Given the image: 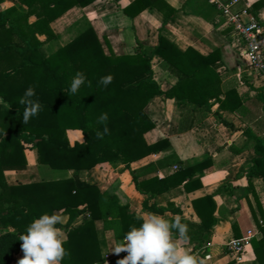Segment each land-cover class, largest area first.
I'll list each match as a JSON object with an SVG mask.
<instances>
[{
    "label": "trees",
    "instance_id": "1",
    "mask_svg": "<svg viewBox=\"0 0 264 264\" xmlns=\"http://www.w3.org/2000/svg\"><path fill=\"white\" fill-rule=\"evenodd\" d=\"M95 1L12 0L11 5L0 9V264H10L21 251L19 237L33 220L53 212L67 216L64 225H56L66 228L64 247L70 253L61 264H103L105 257L95 220L112 228L118 243L131 226L139 227L142 221L115 194L101 191L97 183L83 181L80 171L105 162L129 166L167 148L166 138L154 142L145 138V133L155 125L147 112V105L155 96L177 98L183 109L199 111L202 117L211 110L212 98L222 104L223 100L210 87L216 75L211 66L220 58L218 48L207 54L192 47L181 50L160 33L151 51L137 42L134 53H107L94 28L88 26L52 52L42 49L44 42L54 37L50 26L53 20L75 5L88 6ZM263 5L264 0H255L250 11ZM147 7H155L167 18L174 11L165 0H133L122 10L133 18ZM32 15L36 18L29 21ZM40 34H45V38L40 39ZM154 56L164 60L177 77L168 90L163 91L153 78ZM77 72L84 73L86 81L77 93L71 94L70 84ZM109 74L114 79L105 88L98 81ZM30 86L35 89L32 99L39 101L42 110L24 124L25 106L19 104V99ZM102 113L108 114L106 126L110 134L97 139L96 132L103 131L105 126L97 123ZM71 128L81 130L82 141L70 144L67 130ZM256 140L259 141L257 137ZM27 144L35 149L38 164L74 172L71 176L9 182L7 171L27 167ZM256 150L259 157L254 159L247 178L256 176L264 180V143H256ZM205 166L202 161L182 167L165 180L139 182L135 177L133 181L136 187L156 186L152 193L155 195L182 183L186 188L196 181L195 185H199L193 174ZM256 201L261 218L251 209L260 235L250 241L255 256L251 264H264V214L259 200ZM143 204L152 209L146 199ZM192 207L199 221L181 223L188 226L186 243L192 244L193 249L202 248L210 241L217 224L213 215L216 204L213 196L206 194L194 198ZM83 213L88 216L82 223L69 227ZM232 230L235 237L240 236L236 222L232 223ZM173 237L180 239L175 230Z\"/></svg>",
    "mask_w": 264,
    "mask_h": 264
},
{
    "label": "crops",
    "instance_id": "2",
    "mask_svg": "<svg viewBox=\"0 0 264 264\" xmlns=\"http://www.w3.org/2000/svg\"><path fill=\"white\" fill-rule=\"evenodd\" d=\"M132 1L96 0L88 6H73L50 23L54 37L44 42L42 49H46V53L52 52L88 26L94 28L107 53H134L137 42L151 51L160 33L181 50L192 47L207 54L218 48L220 58L211 66L216 75L210 87L223 101L220 105L212 98L211 110L202 117L203 113L199 111L192 113L188 108L183 109L177 98L155 96L147 105V112L155 125L145 133V138L148 142L166 138L168 147L135 160L129 166H111L105 162L80 171L79 176L83 181L97 183L101 191L115 194L118 201L127 204L133 213H155L169 221L180 217L181 220L198 222L192 200L212 195L217 224L206 246L193 249L192 244L173 238L204 264H232L225 244L233 238L246 236L248 230H252L253 237L260 235L251 209L260 217L256 199L264 214V180L256 176L251 180L247 178L254 159L259 157L256 143H264V76L249 68L242 53L243 44L231 36L227 16L207 0H165L174 9L168 18L155 7H147L131 18L122 9ZM253 1L239 0L232 9L247 7L250 10ZM12 3V0H2L0 9ZM252 12L264 31V5ZM35 18L30 16L29 21ZM38 37L44 39L45 34ZM152 70L153 78L163 91L177 81L167 63L158 56L152 59ZM67 137L70 144L83 140L80 129H68ZM25 155L27 167L7 171L9 182L58 178L71 176L74 172L38 164L31 144L26 145ZM202 161L206 166L193 174L199 185H195L196 181L186 188L182 183L154 195L156 186L136 187L133 181L135 177L139 182L152 178L165 180L178 169ZM145 199L152 209L145 207ZM87 216V213L76 216L69 227L81 224ZM66 220L67 216H63L62 225ZM233 222L238 225L239 237L234 236ZM95 227L105 257L103 264H117L127 253L117 255L112 251L118 244L114 230L106 228L102 220H95ZM58 228L66 236V228ZM22 257L21 250L10 264H18ZM254 258L250 243L239 264H251Z\"/></svg>",
    "mask_w": 264,
    "mask_h": 264
},
{
    "label": "clouds",
    "instance_id": "3",
    "mask_svg": "<svg viewBox=\"0 0 264 264\" xmlns=\"http://www.w3.org/2000/svg\"><path fill=\"white\" fill-rule=\"evenodd\" d=\"M113 79L114 77L109 74L101 77L98 83L106 88ZM85 81L84 73L77 72L72 78L69 92L77 93ZM34 96L35 89L30 86L19 99V104L25 106L22 113L24 124L42 110L39 101L32 99ZM107 121V113H102L97 118L98 124L105 125L103 131L96 132L97 139H103L105 135L110 134L106 126ZM137 219L142 221L140 226H131L124 239L112 250L117 255L127 253L117 264H204L203 260L198 262L196 256L182 248L173 238L175 230L181 240L185 243L188 240V226L181 223L180 217L169 221L155 213H143L138 214ZM62 223L63 217L57 212L45 213L33 220L28 225L26 233L19 237L22 241L23 257L18 264H61V261L70 254L64 247L67 237L56 227Z\"/></svg>",
    "mask_w": 264,
    "mask_h": 264
},
{
    "label": "built area",
    "instance_id": "4",
    "mask_svg": "<svg viewBox=\"0 0 264 264\" xmlns=\"http://www.w3.org/2000/svg\"><path fill=\"white\" fill-rule=\"evenodd\" d=\"M207 1L227 16L226 23L231 27V36L243 44L242 53L249 68L256 74L264 76V31L254 13L247 7L232 9V5L239 0ZM252 237V230H248L246 236L233 238L225 244L232 264H239L243 260L245 247L251 243Z\"/></svg>",
    "mask_w": 264,
    "mask_h": 264
},
{
    "label": "rangeland",
    "instance_id": "5",
    "mask_svg": "<svg viewBox=\"0 0 264 264\" xmlns=\"http://www.w3.org/2000/svg\"><path fill=\"white\" fill-rule=\"evenodd\" d=\"M233 39H236V38H233ZM46 52H48L46 49H45Z\"/></svg>",
    "mask_w": 264,
    "mask_h": 264
}]
</instances>
